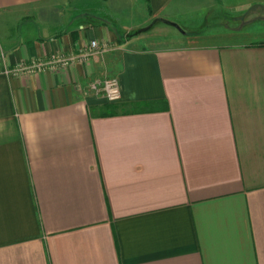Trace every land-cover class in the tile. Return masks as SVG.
<instances>
[{"label":"crops","instance_id":"0c3cea01","mask_svg":"<svg viewBox=\"0 0 264 264\" xmlns=\"http://www.w3.org/2000/svg\"><path fill=\"white\" fill-rule=\"evenodd\" d=\"M0 264H264V0H0Z\"/></svg>","mask_w":264,"mask_h":264},{"label":"built area","instance_id":"2783aa9c","mask_svg":"<svg viewBox=\"0 0 264 264\" xmlns=\"http://www.w3.org/2000/svg\"><path fill=\"white\" fill-rule=\"evenodd\" d=\"M90 47L93 49H99L100 45L97 40L92 39L89 43ZM44 67L43 62L32 61L26 63L20 61L16 63L13 67L5 68V72L8 74H17L21 71H32L35 69H41ZM88 88L96 93H101L108 100H117L120 97V85L116 77L106 76L104 78L93 79L88 83Z\"/></svg>","mask_w":264,"mask_h":264}]
</instances>
